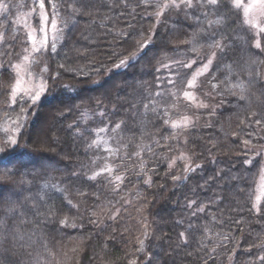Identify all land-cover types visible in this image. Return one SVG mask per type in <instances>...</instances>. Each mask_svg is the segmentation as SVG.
Returning <instances> with one entry per match:
<instances>
[{"label": "trees", "instance_id": "obj_1", "mask_svg": "<svg viewBox=\"0 0 264 264\" xmlns=\"http://www.w3.org/2000/svg\"><path fill=\"white\" fill-rule=\"evenodd\" d=\"M53 2L69 24L45 52L42 97L11 98V63V78L0 75V119L14 129L0 131V200L17 202L13 217L0 214V264H264V51L243 10ZM210 27L234 43L193 112L176 94ZM184 114L197 122L178 132Z\"/></svg>", "mask_w": 264, "mask_h": 264}, {"label": "rangeland", "instance_id": "obj_2", "mask_svg": "<svg viewBox=\"0 0 264 264\" xmlns=\"http://www.w3.org/2000/svg\"><path fill=\"white\" fill-rule=\"evenodd\" d=\"M176 5V9L185 5V0H171ZM25 0H0V64L11 63L14 72L12 99L18 96L33 97L35 93L40 92V98L45 92L43 75L47 71L46 51L50 42L56 43L65 34L69 19L64 14L55 16L56 28L49 23L46 31H42L40 27L41 10L29 9L25 5ZM248 0H245V4ZM169 6V5H168ZM192 9L195 7V0H192ZM243 10V9H242ZM46 11V10H45ZM38 13V21L34 22L33 17ZM245 16V15H244ZM51 20L52 17H49ZM247 25L252 29L255 35V43L258 48L264 49V11L261 5L256 3L252 11L245 16ZM12 22V24H10ZM210 27V36H213ZM209 35L202 38L201 43L191 52L188 68H192V74L187 81L180 84V93L177 96L179 102L183 100L192 106L195 112L204 108L206 102L203 99L202 92L204 78L208 72H201L200 69L207 60L205 54L210 52L208 45ZM204 49L207 51H204ZM39 50V51H37ZM213 64H214V57ZM10 65V64H9ZM179 76V75H178ZM181 79V78H180ZM177 82V81H176ZM43 89V91H40ZM174 89V88H173ZM195 116L184 114V117L176 116L172 122V128L176 131H182L185 127L193 125L197 121ZM176 127H173V125ZM0 131L4 134H13L14 129L5 119H0ZM1 143V142H0ZM112 144L110 140L106 141L100 138L99 152L100 154L109 153ZM180 145L178 150L180 149ZM113 170L106 169V174H112ZM50 188H47L48 190ZM264 199V160L260 174V180L255 196V206L259 207ZM126 203V202H124Z\"/></svg>", "mask_w": 264, "mask_h": 264}, {"label": "snow or ice", "instance_id": "obj_3", "mask_svg": "<svg viewBox=\"0 0 264 264\" xmlns=\"http://www.w3.org/2000/svg\"><path fill=\"white\" fill-rule=\"evenodd\" d=\"M207 6L210 9H214L216 11H220V9L222 7H228L230 16H226L227 18H231L232 16L236 17L237 19H239V10L243 9V13L245 16H247L249 14L250 11H252V9L254 8L256 3H259L261 5L262 11H264V0H248V3L245 4V0H233L231 7L224 5L223 4V0H205ZM47 3L51 5V11H45L46 9V0H39L38 6L39 9L41 10V20H40V27L42 31H46V28L48 26V24L50 23L51 26L53 28H56V21H55V16L58 14V8L57 5L53 2V0H47ZM192 5V0H185V6H191ZM86 7V6H85ZM49 17H52V19L50 20ZM261 31H264V29H262ZM216 35H219L221 37L220 40H217L214 38V36H210L209 40H208V45L209 47H214L219 49V56L217 59V63L214 65L213 64V59L212 57H215L217 55L216 52H212L211 54L206 53L205 54V59L207 60V63H204L202 65V68L200 69L201 72H216L220 70V62L224 61L227 58V52L232 50V44L234 43V41H231V39L228 37L227 33H218ZM228 41L227 43H222L221 41ZM247 43V42H246ZM259 47V45H257ZM52 49H55V43L53 42L52 44ZM262 51H264V49H261ZM39 51V50H37ZM123 63V61H122ZM182 66H188L187 64L182 65ZM0 75H7L9 78H11V73L9 72L8 68L4 67V65L0 64ZM210 78L214 79V75L211 76ZM40 91H43V89H41ZM40 99V92L35 93V95L32 97V102L35 103L37 101H39ZM117 128H119L120 126L117 125ZM173 127H176V125L174 124ZM104 129H101V131H103ZM11 143L13 145L17 144V141L15 139H13L11 141ZM3 149H0V152H3ZM14 151V150H13ZM13 151H9L6 154L7 155H12ZM197 167H199V165H197ZM186 171H191L193 169L190 168H186ZM175 178V177H174ZM90 179H96V177H90ZM105 179H109L110 182V178L105 177ZM117 180H120L121 177L117 176L116 177ZM178 179V178H176ZM17 202L16 201H12V200H0V214L3 215V220H7L10 217H13L14 214L17 212V207H16ZM0 223H2V221H0ZM6 227V225H5ZM5 253L7 252V249L4 250ZM261 259H264V257H261ZM4 264H9V262L7 260H5Z\"/></svg>", "mask_w": 264, "mask_h": 264}]
</instances>
